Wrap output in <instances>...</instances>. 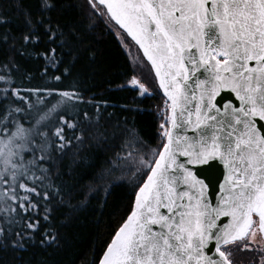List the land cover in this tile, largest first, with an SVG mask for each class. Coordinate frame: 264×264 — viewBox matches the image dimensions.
Listing matches in <instances>:
<instances>
[{
  "label": "snow or ice",
  "instance_id": "obj_1",
  "mask_svg": "<svg viewBox=\"0 0 264 264\" xmlns=\"http://www.w3.org/2000/svg\"><path fill=\"white\" fill-rule=\"evenodd\" d=\"M88 4L143 49L171 110V128L168 118L160 124L166 142L149 153L136 141V152L123 161L130 176L140 178L135 206L101 264H238L237 253H250L249 264H264V0ZM60 7L59 0H9L0 10V53L7 57L9 46L18 51L10 16L23 18L21 55L44 37L53 45L65 34L78 39L83 33L75 20L60 25L53 18ZM56 52L51 47L41 54L48 61L43 78L55 82L45 87L21 86L18 61L0 60V253L13 260L37 242H57L51 228L57 209L50 206L63 204L71 190L53 173L73 140L84 142L77 132L81 119L91 123L87 106L97 107V124L103 119L79 80L58 86L70 73L56 74ZM139 90L148 94L143 84ZM218 164L226 174L213 204L206 192L218 183ZM105 192L107 199L111 186ZM0 264H9L4 255Z\"/></svg>",
  "mask_w": 264,
  "mask_h": 264
},
{
  "label": "trees",
  "instance_id": "obj_2",
  "mask_svg": "<svg viewBox=\"0 0 264 264\" xmlns=\"http://www.w3.org/2000/svg\"><path fill=\"white\" fill-rule=\"evenodd\" d=\"M26 3L32 4L34 0H26ZM59 3L61 7L52 14L53 18L60 25L75 20L83 35L78 33V39L73 40L65 34L54 45L44 37L39 43L27 46L28 55H21L23 18L10 16L14 21L12 34L16 37L15 48L18 51L9 46L7 57L0 53V60L10 57L18 61L22 71L16 80L21 86L45 87L55 82L51 76L43 78L48 61L41 54L55 47L60 61L56 74L61 75L65 69L70 73L58 86L67 89L79 80L87 92L86 99L95 97L93 104L98 106L103 119L97 124V107L87 106L91 123L81 119L77 132L84 133V142L73 140L53 173L54 177L61 176L67 186L66 192L71 190L64 196L63 204L54 201L50 206L57 209L51 219L57 242L52 246H41L37 242L35 246L15 253L19 260H13L11 253H0L9 264H97L129 214L137 190L135 183L140 182V178L130 176L124 167V159L136 152V141L143 142L151 153L164 140L160 124L166 122L168 104L136 47L109 17L94 16L88 0H59ZM8 6L9 0H0V10ZM114 30L136 49L141 64L131 63ZM87 48L93 51L85 54ZM25 72L28 73L27 78ZM133 80L137 81L135 85ZM140 84L148 88V94H142ZM70 115L74 116L75 112ZM68 135L71 138L70 131ZM130 143L132 147H129ZM118 162L119 166H116ZM114 166V172L101 180V175ZM109 186L112 192L105 199V189ZM236 259L238 264H249L252 255L237 253Z\"/></svg>",
  "mask_w": 264,
  "mask_h": 264
},
{
  "label": "water",
  "instance_id": "obj_3",
  "mask_svg": "<svg viewBox=\"0 0 264 264\" xmlns=\"http://www.w3.org/2000/svg\"><path fill=\"white\" fill-rule=\"evenodd\" d=\"M109 19H110V17H109ZM126 37H127V39L137 48V50L139 51V53H140V55H141V57H142V59L146 62V64L149 66V68H150V70H151V72H152V75H153V77H154V79H155V83H156V85H157V87H158V89H159V91H160V93H161V95L163 96V98L166 100V102H167V104H170V102L169 101H167V97L166 96H164V90L163 89H161L160 87H159V77H157L156 76V72H155V69L154 68H152V65H151V62L150 61H148V59H147V57L146 56H144V52H143V49H141L140 48V46L138 45V44H136V42L134 41V40H132V38L130 37V36H128V34H127V32L124 30V29H122V28H120L119 27V25H116L115 24V21H112V20H110ZM201 78H203V76L201 77ZM221 95L222 96H227V95H229L228 93H221ZM231 96H232V98L234 99V94H231ZM220 99V97H217V100H219ZM227 102H229V101H225V103H227ZM218 106H220V107H222V105H218ZM170 117H171V110H170V108L168 107V114H167V120H168V125H167V128H171V122H170ZM177 131H179V130H177ZM188 135H193V133H191V132H189V133H187ZM164 141L166 142V139L164 138ZM181 159H183V158H181ZM226 174V169H224V166L222 165V164H218V171H217V180H218V183H216L215 184V186H214V188L213 189H210L208 192H206V195L212 200V202H213V204H215L216 202H217V200H216V198L218 197V195H219V193H220V189H219V185L220 184H223L224 183V175ZM136 191H138V189L136 190ZM136 193V192H135ZM134 206H135V194H134V197H133V201H132V207L131 208H134ZM129 214H130V212H129ZM128 214V215H129ZM126 219H127V217H126ZM125 219V220H126ZM124 220V221H125ZM124 221H123V223H124ZM229 221V218H227V217H222L221 218V222H228ZM122 223V224H123ZM122 224L120 225V227L122 226ZM119 227V228H120ZM119 228L117 229V231L116 232H118V230H119ZM116 232L114 233V235H113V237H112V239L110 240V242L107 244V246L105 247V249H104V251L102 252V254H101V256H100V258H99V261H98V263L97 264H101V262H102V260H103V257H104V254L107 252V249H108V247H109V245L112 243V240L115 238V234H116Z\"/></svg>",
  "mask_w": 264,
  "mask_h": 264
},
{
  "label": "rangeland",
  "instance_id": "obj_4",
  "mask_svg": "<svg viewBox=\"0 0 264 264\" xmlns=\"http://www.w3.org/2000/svg\"><path fill=\"white\" fill-rule=\"evenodd\" d=\"M116 36L118 37L125 53L127 54L129 60L131 61L132 64L138 65L141 64V58L139 53L136 51V49L123 37L118 31L114 30ZM55 103V101H53ZM51 107V105H49ZM62 109L58 108L57 112H60ZM74 113V112H73ZM70 113V114H73ZM56 113H52V115H55Z\"/></svg>",
  "mask_w": 264,
  "mask_h": 264
},
{
  "label": "bare ground",
  "instance_id": "obj_5",
  "mask_svg": "<svg viewBox=\"0 0 264 264\" xmlns=\"http://www.w3.org/2000/svg\"><path fill=\"white\" fill-rule=\"evenodd\" d=\"M126 219V218H125ZM117 231V230H116Z\"/></svg>",
  "mask_w": 264,
  "mask_h": 264
}]
</instances>
